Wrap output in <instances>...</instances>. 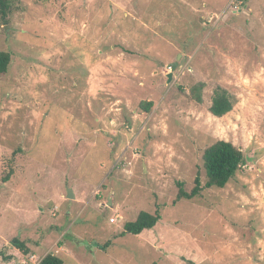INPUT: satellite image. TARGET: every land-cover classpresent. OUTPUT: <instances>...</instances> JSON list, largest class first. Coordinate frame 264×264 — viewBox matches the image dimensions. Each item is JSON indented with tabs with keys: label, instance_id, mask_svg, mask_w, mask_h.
I'll return each mask as SVG.
<instances>
[{
	"label": "rangeland",
	"instance_id": "obj_1",
	"mask_svg": "<svg viewBox=\"0 0 264 264\" xmlns=\"http://www.w3.org/2000/svg\"><path fill=\"white\" fill-rule=\"evenodd\" d=\"M0 52V264H264V0H10ZM218 140L244 165L175 201Z\"/></svg>",
	"mask_w": 264,
	"mask_h": 264
},
{
	"label": "trees",
	"instance_id": "obj_2",
	"mask_svg": "<svg viewBox=\"0 0 264 264\" xmlns=\"http://www.w3.org/2000/svg\"><path fill=\"white\" fill-rule=\"evenodd\" d=\"M10 13V0H0V18L5 19ZM10 62V55L7 52H0V74L7 71ZM201 84L194 88V99L197 102L201 101L199 92ZM141 108L149 112L152 106L151 102L141 103ZM233 101L228 92L222 88H217L211 100L209 112L214 117H223L232 110ZM203 169L206 177V182L201 186L198 177L194 179V186L190 192L183 189L182 183H177V195L175 201L178 200H191L197 197L200 192L209 188H224L231 178L234 177L236 172L245 163V158L240 149L233 146L231 143L218 140L206 148L202 156ZM8 176L5 177L7 180ZM160 216L158 213L150 214L147 212H140L134 221L126 222L123 226L122 234L139 235L145 230L153 228L159 221ZM108 245L110 244L107 243ZM11 245L19 250L22 254H28L29 248L23 241L17 238L11 240ZM38 264H63L62 259L53 255L47 254Z\"/></svg>",
	"mask_w": 264,
	"mask_h": 264
},
{
	"label": "water",
	"instance_id": "obj_3",
	"mask_svg": "<svg viewBox=\"0 0 264 264\" xmlns=\"http://www.w3.org/2000/svg\"><path fill=\"white\" fill-rule=\"evenodd\" d=\"M175 65H176V63L171 64V70L172 71L174 70ZM67 198H69V199H73L74 198V195H73L72 191H68L67 192ZM107 202H108V205H111V202H110L109 198H108Z\"/></svg>",
	"mask_w": 264,
	"mask_h": 264
},
{
	"label": "built area",
	"instance_id": "obj_4",
	"mask_svg": "<svg viewBox=\"0 0 264 264\" xmlns=\"http://www.w3.org/2000/svg\"><path fill=\"white\" fill-rule=\"evenodd\" d=\"M111 221H112V222H114V219H113V220H111ZM33 259H34V257H31V260H33ZM32 263H33V264H38V263H39V261H37V260H36V261H32Z\"/></svg>",
	"mask_w": 264,
	"mask_h": 264
}]
</instances>
